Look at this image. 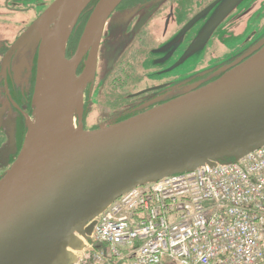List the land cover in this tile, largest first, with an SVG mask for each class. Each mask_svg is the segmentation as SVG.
I'll return each mask as SVG.
<instances>
[{
  "label": "water",
  "instance_id": "water-1",
  "mask_svg": "<svg viewBox=\"0 0 264 264\" xmlns=\"http://www.w3.org/2000/svg\"><path fill=\"white\" fill-rule=\"evenodd\" d=\"M91 1L54 0L18 40L21 54L39 46L35 111L0 180V264H78L81 238L89 241L96 218L122 195L264 146V43L205 87L111 126L77 125L105 26L123 0H98L68 59L67 43ZM239 1L220 0L187 57ZM108 61L104 76L115 59Z\"/></svg>",
  "mask_w": 264,
  "mask_h": 264
},
{
  "label": "flooded vegetation",
  "instance_id": "flooded-vegetation-1",
  "mask_svg": "<svg viewBox=\"0 0 264 264\" xmlns=\"http://www.w3.org/2000/svg\"><path fill=\"white\" fill-rule=\"evenodd\" d=\"M53 1L0 0V180L17 160L34 119L39 46L21 54L18 40ZM97 2L80 15L67 43L68 59ZM219 2L123 0L105 26L95 77L75 123L91 131L133 118L207 86L256 53L264 43V0H240L187 57ZM109 58L115 61L104 76Z\"/></svg>",
  "mask_w": 264,
  "mask_h": 264
},
{
  "label": "built area",
  "instance_id": "built-area-1",
  "mask_svg": "<svg viewBox=\"0 0 264 264\" xmlns=\"http://www.w3.org/2000/svg\"><path fill=\"white\" fill-rule=\"evenodd\" d=\"M81 240L78 264H264V146L130 190Z\"/></svg>",
  "mask_w": 264,
  "mask_h": 264
}]
</instances>
